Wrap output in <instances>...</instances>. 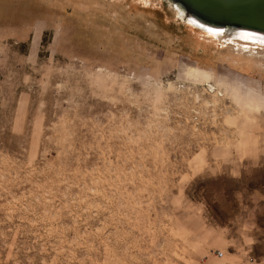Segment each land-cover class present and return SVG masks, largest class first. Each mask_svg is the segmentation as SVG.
<instances>
[{
  "label": "rangeland",
  "instance_id": "374dc122",
  "mask_svg": "<svg viewBox=\"0 0 264 264\" xmlns=\"http://www.w3.org/2000/svg\"><path fill=\"white\" fill-rule=\"evenodd\" d=\"M241 34L170 0H0V264H264V38ZM192 65L212 111L174 98Z\"/></svg>",
  "mask_w": 264,
  "mask_h": 264
},
{
  "label": "water",
  "instance_id": "95a60500",
  "mask_svg": "<svg viewBox=\"0 0 264 264\" xmlns=\"http://www.w3.org/2000/svg\"><path fill=\"white\" fill-rule=\"evenodd\" d=\"M199 29L264 36V0H170ZM196 22V24H195Z\"/></svg>",
  "mask_w": 264,
  "mask_h": 264
},
{
  "label": "built area",
  "instance_id": "2783aa9c",
  "mask_svg": "<svg viewBox=\"0 0 264 264\" xmlns=\"http://www.w3.org/2000/svg\"><path fill=\"white\" fill-rule=\"evenodd\" d=\"M174 92H175V100L180 102L183 97L189 99V103L191 104L192 112L199 113L201 107H209V110H213L211 107L212 104V96L217 94L219 98H222L221 94L218 93L216 86L213 85L212 82L209 84H184L180 81L174 82ZM195 118V117H194ZM220 255V254H218Z\"/></svg>",
  "mask_w": 264,
  "mask_h": 264
},
{
  "label": "bare ground",
  "instance_id": "6f19581e",
  "mask_svg": "<svg viewBox=\"0 0 264 264\" xmlns=\"http://www.w3.org/2000/svg\"><path fill=\"white\" fill-rule=\"evenodd\" d=\"M209 31H217V29H213V30H209ZM243 33L245 34L243 36H246V37L248 36V39H250V41H252V40L254 41L255 38H257L258 40L260 38H264V36H262V35H258V34H254V33H250V32L243 31ZM243 36L241 35V37H243ZM259 42H261V40ZM184 75L192 83H197V84H203V82H204V84L205 83L206 84L210 83L209 82L210 73L207 72L206 70L202 69L201 67H196V66H193V65L192 66H187L184 69ZM214 86H216V85H214ZM241 87H243V86H241ZM216 88H217L218 93L221 94V96L223 98V95H225V94L221 91V89H219L218 87H216ZM233 92L238 94V91H236V89L233 90ZM211 100H212V104L214 105V102L217 101V100H220V98L217 96V94H215V95L212 96Z\"/></svg>",
  "mask_w": 264,
  "mask_h": 264
},
{
  "label": "snow or ice",
  "instance_id": "6c2138e0",
  "mask_svg": "<svg viewBox=\"0 0 264 264\" xmlns=\"http://www.w3.org/2000/svg\"><path fill=\"white\" fill-rule=\"evenodd\" d=\"M242 36L245 35V34H241Z\"/></svg>",
  "mask_w": 264,
  "mask_h": 264
}]
</instances>
